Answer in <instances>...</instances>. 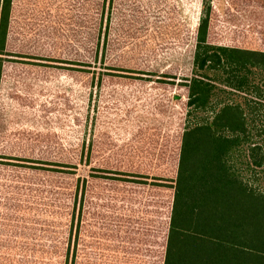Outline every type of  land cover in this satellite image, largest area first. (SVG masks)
<instances>
[{
    "label": "rangeland",
    "instance_id": "rangeland-1",
    "mask_svg": "<svg viewBox=\"0 0 264 264\" xmlns=\"http://www.w3.org/2000/svg\"><path fill=\"white\" fill-rule=\"evenodd\" d=\"M203 17L208 44L264 52V0H12L0 264H164ZM206 76L217 106L200 115L245 104L238 166L264 193V70Z\"/></svg>",
    "mask_w": 264,
    "mask_h": 264
},
{
    "label": "trees",
    "instance_id": "trees-1",
    "mask_svg": "<svg viewBox=\"0 0 264 264\" xmlns=\"http://www.w3.org/2000/svg\"><path fill=\"white\" fill-rule=\"evenodd\" d=\"M11 4L0 0V81ZM207 30L203 17L197 73L187 85L193 120L181 139L164 264H264V193L248 185L238 166L251 138L245 104L224 100L213 116L200 115L217 106L209 71L232 64L264 70V52L210 45ZM262 160L252 164L261 167Z\"/></svg>",
    "mask_w": 264,
    "mask_h": 264
}]
</instances>
